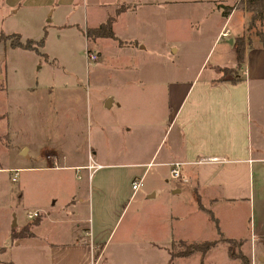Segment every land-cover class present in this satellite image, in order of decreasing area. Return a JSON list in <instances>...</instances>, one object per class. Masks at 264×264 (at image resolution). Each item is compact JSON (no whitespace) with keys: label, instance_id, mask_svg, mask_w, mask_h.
<instances>
[{"label":"crops","instance_id":"crops-1","mask_svg":"<svg viewBox=\"0 0 264 264\" xmlns=\"http://www.w3.org/2000/svg\"><path fill=\"white\" fill-rule=\"evenodd\" d=\"M210 1L214 2L212 7L221 17L219 5L238 2ZM19 2L0 0V12L6 5L15 8ZM114 9L109 10L108 15ZM131 12H137L136 7L121 13L114 27ZM222 19L218 34L194 77L191 80H171L167 84L155 83L151 60L144 63L146 59L140 57L139 53L147 51V40L132 35L136 50L133 52L130 50L131 41L124 40L118 33L121 44L116 40V50L122 57L126 56L120 60V80L115 79L116 83L110 89L100 92L95 114L91 109L90 89L83 85L55 90L53 84L39 85L35 82L37 86L32 87L31 84L17 86L12 83L7 69V48L4 46L2 50L1 47L2 42H6L0 41L1 131L8 135L10 130L18 131L23 126L26 133L38 134L42 144L49 146L48 151H43L44 147L41 150L36 145L33 147L27 141L19 150L24 148L27 157L40 153L39 160L44 158L45 164H54L41 169L71 170L85 166L83 156L88 157L89 150L92 152L89 157L96 161L93 168L96 171L91 180L95 193L88 202L87 215L82 216L77 209L69 210L74 195L53 213V208H57L55 199L52 204L48 203L52 207L45 205V212H41V207L36 208L40 215L34 219L37 223L31 227L32 234L15 239L10 243L11 248L27 245L37 250L45 247V264H129L130 255L141 256L142 262L138 264H199L196 259L188 260L191 256L203 259L207 252L214 251L213 248L205 254L193 253L175 258H171V250L173 244L180 241H214L199 237L201 229L190 219L204 217L205 221V215L211 218L205 203L216 202L227 208L246 207L251 210L258 200L264 207V185L255 179V169L264 166V42L248 35L246 29L250 14L242 7H234ZM2 26L0 24V32H3ZM259 26L264 32V18ZM224 29L229 32L227 37L221 36ZM239 36H244V63L237 74L240 79L232 81L225 77L222 80L221 69L238 65L235 41ZM223 38L230 48L224 46L210 72L203 75L206 69L204 62L212 47ZM91 49L99 57V51ZM96 77L94 80L99 85L101 77ZM131 77L135 79L125 81ZM17 92L27 94L26 100L16 97ZM157 94L164 98L160 104L154 101ZM130 96L147 97L148 103L143 108L137 105L138 111L144 114L139 113L136 120L133 117L134 105L129 104ZM14 111L21 112L23 119L28 116L35 119L18 125L16 119L19 118ZM152 117L155 119L153 122ZM160 118V121L156 120ZM171 132L175 134L165 155L158 157L165 137ZM141 135L146 136L135 137ZM136 139L144 144L143 148H136L139 143ZM85 147L87 151L81 152L80 148ZM212 157L221 160L197 162L201 158ZM173 162L183 163L181 180L171 177ZM151 170L157 178L164 176V186H151L148 192L152 191V195L145 202L146 210L138 209L122 224L130 198L142 187L135 193L131 188L132 182L141 178L144 183ZM183 193L187 199L182 200L183 207L179 208L175 202L179 200H173V196ZM82 201L80 198V203ZM218 223L220 227H216V232L225 238L243 240L245 246L246 226L244 235L238 236L225 229L219 218ZM256 229L260 231L261 226ZM253 230L248 229L251 239L246 244L247 256L251 264H260L264 262V253L259 250L262 240ZM8 233L11 236L12 230ZM4 249L0 245V251ZM13 262L12 258L0 259V264Z\"/></svg>","mask_w":264,"mask_h":264},{"label":"rangeland","instance_id":"rangeland-1","mask_svg":"<svg viewBox=\"0 0 264 264\" xmlns=\"http://www.w3.org/2000/svg\"><path fill=\"white\" fill-rule=\"evenodd\" d=\"M224 1L230 4L236 0ZM130 3L136 5L137 12H131L126 18L120 19L114 27L115 35L119 33L124 40L131 41L130 50L133 52L136 50L132 35L143 41L147 40V51L143 50L144 53L139 54L140 57L146 59L144 63L151 60L155 83L167 84L168 81L179 78L191 80L205 59L223 20L217 9L212 7L214 2L210 0H20L15 8L7 5L4 8L5 11L1 8L0 24L3 25V32L7 35L17 33L23 42L27 39L39 41L44 36V43L39 51L45 53L46 57L28 49L13 50L10 41L5 44L2 42V50L4 46L7 48V69L12 83L17 86L31 84L32 87L37 86L35 82L39 85L53 84L55 90L72 88L76 84L83 85L90 89L91 109L95 114L100 92L110 89L116 83L115 79H118V75H121L118 68L122 56L116 50L117 41L105 38L94 44V41L85 36V30L87 27L96 26L104 21L108 11L112 8L114 9L119 4ZM113 13L114 11L111 14ZM44 31H46L45 34ZM246 31L249 36L255 37L254 40L260 38L259 34L262 32L258 22L253 25L248 24ZM224 46L226 49L230 48L225 38L216 42L212 47V51L204 62L206 69L203 75L210 72L214 60L219 57ZM88 48L90 51H93L91 48L99 51L100 55L96 61L87 60L86 50ZM96 75L101 77L99 85L94 80L97 78ZM225 76L230 77L231 74ZM133 79L135 78L131 77L125 81H133ZM27 96V94L20 95L19 93L16 95L19 99L25 100ZM130 97L129 104L134 105L133 117L136 120L139 119L140 113L137 105L143 108L148 103L147 97ZM154 101L157 104L162 103L163 95L157 94ZM14 115L19 118L16 119L18 125H25L31 119H35L34 116L23 119L21 112L16 111ZM154 120L152 117L151 121ZM156 120L160 121L161 118ZM1 129L2 122H0V147L4 151L0 152V245L5 249L0 251V259L4 261L12 258L15 262L12 264H45L43 256L45 247L35 250L23 245L13 249L10 246L11 238L8 232L11 230L16 232L23 227L30 228L31 222L25 216L29 210L41 207V212H45V205L52 204L56 199L55 207L57 208H53V213L57 212L60 205L73 195L75 196L74 201L70 203L69 210L77 209L82 216L87 215L88 202L95 193L91 180L96 161L89 157V154L92 156L89 150L88 157L83 154L85 166L74 167L71 170L41 169L45 165L53 167L54 164L51 162L45 164L44 158L39 160L40 153L37 156L32 154L27 157L26 154L22 155L24 148L19 150L23 143L28 142L33 147L36 145L40 150L44 147L43 151H48L49 146L42 144L41 137L38 134H30L28 131L26 133L23 126L18 128V131L10 130L8 135ZM161 130L163 128H160ZM174 134L175 132H171L165 137L158 157L165 155ZM137 136L135 137L142 138L146 135ZM138 142L135 145L136 148H143L144 144L141 141ZM115 148L118 149L119 146ZM83 150L87 151V147L80 148L81 152ZM76 159L79 160V157ZM152 170L145 182L142 181L144 185H141L138 192H135L136 195L130 198L122 224L127 221L128 215L138 209L146 210L147 203L145 202L152 195L150 194L152 191L148 192L151 186L153 188L164 186V176L157 178ZM15 171H17L16 180L12 181ZM166 176L168 177V174ZM255 179L264 185V166L255 169ZM186 196L184 193L173 196V200H179L175 201L177 207H183L182 200L187 199ZM256 197H258L257 194ZM80 198H83L82 203H80ZM159 198L160 194L157 195V199ZM205 206L211 212V218L205 215L206 222L204 217L203 219L190 218L196 223V227L201 229L202 233L199 237H205L207 240L224 237L222 233L216 232V227H220V224H217L219 218V222L221 220L225 229H230L238 236L245 232L246 226L245 246L242 242V246L239 247L243 255L247 256L246 244L248 245L251 239L248 229L258 232V239L262 240L259 250L264 253V207L260 206L258 200L251 210L246 207L229 206L227 208L226 205L216 202L205 203ZM260 226L261 230L258 231L256 228ZM173 248L178 251L182 250L178 243H174ZM213 249L214 251L207 252L203 259L191 256L188 261L196 259L199 264L202 263L201 260L211 264H240L237 259L228 257L225 242L219 241ZM128 261L129 264H138L142 262V259L139 255H130Z\"/></svg>","mask_w":264,"mask_h":264},{"label":"trees","instance_id":"trees-1","mask_svg":"<svg viewBox=\"0 0 264 264\" xmlns=\"http://www.w3.org/2000/svg\"><path fill=\"white\" fill-rule=\"evenodd\" d=\"M136 7L135 4H119L113 14H109L106 16L104 21L100 22V24L96 26H90L87 27L85 30V36L87 39L91 41H96L97 39L101 38H109L112 40H117L119 44H121V41L119 40L118 36L114 33V24L116 23L117 17L130 9H134ZM234 7H242L250 14L249 24L253 25L254 23L258 22L261 23V21L264 18V0H238V2L235 5H219L218 8L221 9V15L222 17H226L230 11ZM46 31H44V34ZM260 40L264 42V32H260ZM44 37V36H43ZM41 37L39 41H35L32 39H27L26 41H22V38L17 33H11L9 35H5L3 32H0V41L8 42L10 41V45L14 48H20V49H28L32 50L38 55L46 57L45 53H42L39 51L40 47L44 43V38ZM244 36H239V38L235 41L236 47H237V62L238 65L235 68H228L224 67V69H221L220 72L222 73L223 77L221 79L223 80L226 76V74H231L230 79L232 81L239 80L240 78L237 77V74H239L240 69L243 66V57H244ZM90 49H87L89 51ZM39 218V217H37ZM36 218V219H37ZM37 221L34 220L33 223H31L30 228L29 227H23L20 230L16 232H12L10 238L11 242L15 241V239L18 238H24L29 237L31 233V227L33 224H36ZM223 241L226 244L227 247V254L229 258L237 259L240 261V264H250V261L246 255H243L239 249L242 244L241 240H236L232 238H225L220 237V239H214V241H204V242H186V241H180L177 242L180 244V247L182 250H175L174 248L171 250V258L175 257H184L193 253H201L205 254L208 250L215 247V245L219 242Z\"/></svg>","mask_w":264,"mask_h":264},{"label":"built area","instance_id":"built-area-1","mask_svg":"<svg viewBox=\"0 0 264 264\" xmlns=\"http://www.w3.org/2000/svg\"><path fill=\"white\" fill-rule=\"evenodd\" d=\"M229 35V32L228 30L224 29L221 33V36L222 37H227ZM86 55H87V60L89 61H96L98 59V56L97 54L94 52V51H87L86 50ZM54 160V163H57V161L53 158ZM218 160H221L219 158H216V157H212V158H201L199 159L197 162H212V161H218ZM182 162H173L171 163V168H170V172H171V177L173 179H176V180H181L182 179V176H181V166H182ZM16 174H17V171H15L14 175H13V178H12V181H15L16 180ZM142 185V179H137L136 181H133L132 184H131V188L133 189L134 192H136V190L139 189V187ZM40 213L39 211L37 210H29L25 216L27 218L28 221L30 220H34L36 219L37 217H39Z\"/></svg>","mask_w":264,"mask_h":264},{"label":"water","instance_id":"water-1","mask_svg":"<svg viewBox=\"0 0 264 264\" xmlns=\"http://www.w3.org/2000/svg\"><path fill=\"white\" fill-rule=\"evenodd\" d=\"M229 43H232V40H229ZM25 154H26V150H23L22 155H25Z\"/></svg>","mask_w":264,"mask_h":264}]
</instances>
